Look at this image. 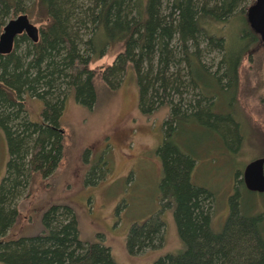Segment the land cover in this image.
Returning a JSON list of instances; mask_svg holds the SVG:
<instances>
[{"label": "trees", "instance_id": "16d2710c", "mask_svg": "<svg viewBox=\"0 0 264 264\" xmlns=\"http://www.w3.org/2000/svg\"><path fill=\"white\" fill-rule=\"evenodd\" d=\"M235 1L0 0V34L7 21L21 13L40 25L37 42L19 35L13 50L0 55V129L9 153L0 183V263L119 264L109 246L81 238L70 204H51L39 232L9 235L20 215L18 199L33 174L51 176L63 158L61 118L68 96L91 107L98 97L97 78L113 90L133 71L143 114L170 107L159 148L164 168L161 190L173 210L182 249L152 264H264V209L254 204L252 210H244L241 193L250 190L243 179L230 197L224 227L214 230V194L193 184L196 154L183 153L174 141L184 124L196 122L214 127L213 132L227 141L242 143L243 122L234 116L240 57L222 26ZM238 32L239 40L247 44L254 42L258 48L263 44L248 20ZM202 39L222 54L215 71L202 58ZM115 46L120 50L112 64L98 70L90 67ZM256 46L248 44V51ZM190 86L200 91L199 97L185 102L183 94ZM174 94L179 101L173 102ZM28 98L43 102L40 122L30 120ZM94 169L88 175L93 176ZM164 232L160 215L134 224L127 237L129 253L161 245Z\"/></svg>", "mask_w": 264, "mask_h": 264}, {"label": "rangeland", "instance_id": "374dc122", "mask_svg": "<svg viewBox=\"0 0 264 264\" xmlns=\"http://www.w3.org/2000/svg\"><path fill=\"white\" fill-rule=\"evenodd\" d=\"M255 1L236 0L222 24L225 36L231 38L240 57L238 110L234 116L243 122L242 143L238 146L237 140L227 141L213 132L214 127L204 124L201 127L196 122L184 124L174 137L183 153L196 154L193 184L214 194L212 227L216 231L225 225L230 197L242 179L245 166L255 158L264 157V44L258 48L250 42L257 48L248 51L246 41L238 37V30L246 23L248 8ZM200 48L206 65L217 70L221 52L207 45L204 39ZM119 50L112 47L90 67L98 70L112 64ZM182 66V75L187 78V70ZM96 82L98 97L93 106L79 104L73 94L68 96L61 118L63 158L51 176L33 174L28 190L18 199L20 215L9 236L39 232L44 211L53 203H66L77 214L82 239L109 246L119 264H152L160 256L176 254L182 249L173 210L166 206L161 190L164 168L159 148L164 141V122L170 107L143 114L133 71L113 90L99 78ZM199 92L188 87L184 101L194 102ZM179 99L174 94L173 102ZM27 107L30 120L40 122L43 102L28 98ZM8 159L7 139L0 129V183ZM93 167L95 173L90 176ZM241 194L244 210H252L254 204L264 209V194L248 190H242ZM157 215L165 223L162 244L130 254L127 237L131 227Z\"/></svg>", "mask_w": 264, "mask_h": 264}, {"label": "water", "instance_id": "95a60500", "mask_svg": "<svg viewBox=\"0 0 264 264\" xmlns=\"http://www.w3.org/2000/svg\"><path fill=\"white\" fill-rule=\"evenodd\" d=\"M247 20L252 29L259 34L264 44V0H256L247 11ZM22 34L33 42L40 37V29L26 13H21L7 21L0 34V55L10 53L15 39ZM243 181L250 191L264 193V157L250 161L243 170Z\"/></svg>", "mask_w": 264, "mask_h": 264}, {"label": "flooded vegetation", "instance_id": "af4514ba", "mask_svg": "<svg viewBox=\"0 0 264 264\" xmlns=\"http://www.w3.org/2000/svg\"><path fill=\"white\" fill-rule=\"evenodd\" d=\"M243 179V178H242ZM259 193V192H258Z\"/></svg>", "mask_w": 264, "mask_h": 264}]
</instances>
